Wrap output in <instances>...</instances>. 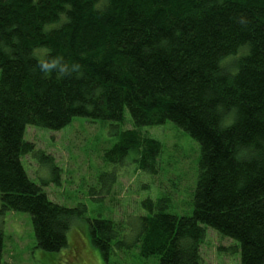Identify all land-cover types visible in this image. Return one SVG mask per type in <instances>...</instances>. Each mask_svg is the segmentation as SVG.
Segmentation results:
<instances>
[{
  "label": "trees",
  "instance_id": "1",
  "mask_svg": "<svg viewBox=\"0 0 264 264\" xmlns=\"http://www.w3.org/2000/svg\"><path fill=\"white\" fill-rule=\"evenodd\" d=\"M53 61L66 70L42 69ZM126 109L134 129L110 162L132 151L157 174L162 144L139 130L167 122L199 145L190 215L147 199L132 224L90 219L28 176L27 127L118 124ZM0 204V264L7 211L30 215L50 255L78 251L69 232L80 223L107 264L132 248L157 264H203L207 229L238 243L241 264H264V0H0Z\"/></svg>",
  "mask_w": 264,
  "mask_h": 264
},
{
  "label": "rangeland",
  "instance_id": "2",
  "mask_svg": "<svg viewBox=\"0 0 264 264\" xmlns=\"http://www.w3.org/2000/svg\"><path fill=\"white\" fill-rule=\"evenodd\" d=\"M228 60L231 65L235 58ZM132 129L127 109L118 124L76 118L60 131L29 126L25 140L33 144L35 153L24 156L22 163L52 202L66 208L85 205L90 219L102 217L121 225L132 224L135 215L143 214L141 204L147 199L165 202L170 214L190 215L201 157L197 142L171 122L141 128V134L162 144L158 173L154 175L137 168L132 151L121 164L107 157L119 143L120 133ZM1 220L5 235L3 264H107L89 235L81 231L80 223H74L69 232V239H75L73 247L78 248L75 256L74 250L67 249L55 256L37 248L29 214L7 211ZM119 253L112 256L110 264L158 263L156 258L142 259L134 248ZM201 255L203 264H241L238 243L212 229H207Z\"/></svg>",
  "mask_w": 264,
  "mask_h": 264
},
{
  "label": "clouds",
  "instance_id": "3",
  "mask_svg": "<svg viewBox=\"0 0 264 264\" xmlns=\"http://www.w3.org/2000/svg\"><path fill=\"white\" fill-rule=\"evenodd\" d=\"M55 67H59L60 71L66 70V67L63 64H60L59 61H53L51 64H48V63L42 64L43 70H50Z\"/></svg>",
  "mask_w": 264,
  "mask_h": 264
}]
</instances>
